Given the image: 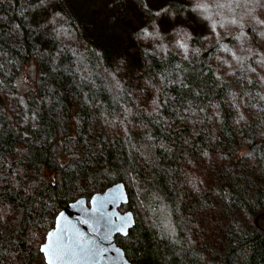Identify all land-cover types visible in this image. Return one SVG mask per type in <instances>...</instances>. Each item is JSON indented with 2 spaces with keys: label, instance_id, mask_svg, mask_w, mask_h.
<instances>
[{
  "label": "trees",
  "instance_id": "16d2710c",
  "mask_svg": "<svg viewBox=\"0 0 264 264\" xmlns=\"http://www.w3.org/2000/svg\"><path fill=\"white\" fill-rule=\"evenodd\" d=\"M192 9L0 0V264H44L32 235L119 181L130 264H264V66L202 49Z\"/></svg>",
  "mask_w": 264,
  "mask_h": 264
},
{
  "label": "water",
  "instance_id": "95a60500",
  "mask_svg": "<svg viewBox=\"0 0 264 264\" xmlns=\"http://www.w3.org/2000/svg\"><path fill=\"white\" fill-rule=\"evenodd\" d=\"M127 201L126 187L119 181L90 198L68 202L40 245L46 264H130L116 241L117 234L127 235L135 224L131 210L119 209Z\"/></svg>",
  "mask_w": 264,
  "mask_h": 264
},
{
  "label": "rangeland",
  "instance_id": "374dc122",
  "mask_svg": "<svg viewBox=\"0 0 264 264\" xmlns=\"http://www.w3.org/2000/svg\"><path fill=\"white\" fill-rule=\"evenodd\" d=\"M189 2L194 9L196 25L201 27L199 30L196 29V32L200 36L198 45L202 49L206 50L210 45L217 43L224 51L221 58L230 63L237 62V64L242 63V60H239L240 57L258 54V58L262 62L256 66H264L263 0H189ZM191 35H193L192 32L187 28L178 29L171 37V41L181 52L195 53L199 47L193 43ZM252 35L256 38V45H252ZM144 39L150 43L154 42L156 45H160L163 41L157 30L146 32ZM256 46L257 49L253 50V47ZM222 66L225 67L224 69H229L225 61ZM122 209L120 210H131L129 206ZM46 233L47 230L43 238L38 234L32 235V238L35 239L34 248L38 252L40 245L45 240ZM41 256L46 264L42 253Z\"/></svg>",
  "mask_w": 264,
  "mask_h": 264
},
{
  "label": "snow or ice",
  "instance_id": "6c2138e0",
  "mask_svg": "<svg viewBox=\"0 0 264 264\" xmlns=\"http://www.w3.org/2000/svg\"><path fill=\"white\" fill-rule=\"evenodd\" d=\"M103 205L101 204V207H102ZM97 211H99V209H96Z\"/></svg>",
  "mask_w": 264,
  "mask_h": 264
}]
</instances>
